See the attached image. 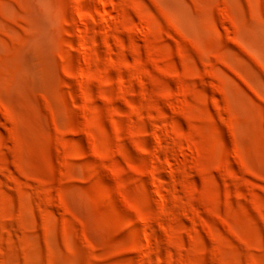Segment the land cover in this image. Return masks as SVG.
Masks as SVG:
<instances>
[{"label": "rangeland", "instance_id": "rangeland-1", "mask_svg": "<svg viewBox=\"0 0 264 264\" xmlns=\"http://www.w3.org/2000/svg\"><path fill=\"white\" fill-rule=\"evenodd\" d=\"M0 264H264V0H0Z\"/></svg>", "mask_w": 264, "mask_h": 264}]
</instances>
